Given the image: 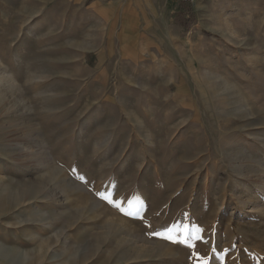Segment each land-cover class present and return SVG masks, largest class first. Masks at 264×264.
I'll return each mask as SVG.
<instances>
[{
	"label": "rangeland",
	"instance_id": "374dc122",
	"mask_svg": "<svg viewBox=\"0 0 264 264\" xmlns=\"http://www.w3.org/2000/svg\"><path fill=\"white\" fill-rule=\"evenodd\" d=\"M95 1L0 0V264H196L166 236L197 226L264 264V0H167L193 34L130 65Z\"/></svg>",
	"mask_w": 264,
	"mask_h": 264
},
{
	"label": "crops",
	"instance_id": "0c3cea01",
	"mask_svg": "<svg viewBox=\"0 0 264 264\" xmlns=\"http://www.w3.org/2000/svg\"><path fill=\"white\" fill-rule=\"evenodd\" d=\"M90 9L100 35L95 49L104 61L115 59L130 65L138 60L153 62L159 57L165 62L162 56L177 57L175 45L179 40L180 44L189 40L195 30L186 34L184 28L171 23L174 11L167 0H96ZM110 33L112 38L106 43Z\"/></svg>",
	"mask_w": 264,
	"mask_h": 264
},
{
	"label": "snow or ice",
	"instance_id": "6c2138e0",
	"mask_svg": "<svg viewBox=\"0 0 264 264\" xmlns=\"http://www.w3.org/2000/svg\"><path fill=\"white\" fill-rule=\"evenodd\" d=\"M80 179H84L83 177H79ZM101 199L106 200L109 204L113 207L119 209L124 215L126 216H133L137 215V213L127 212L122 207V202H117L112 198L110 195H103ZM204 229L200 227L194 228H186L183 229L178 235L175 234L174 229L169 230V234L166 236V239L171 241L173 244L183 245L187 249L193 250L191 255L194 257L196 264H209L208 258L200 255L199 253L195 252L196 244L192 243V241L202 242L204 244H210V240L205 239L203 235ZM215 252V249H212Z\"/></svg>",
	"mask_w": 264,
	"mask_h": 264
},
{
	"label": "built area",
	"instance_id": "2783aa9c",
	"mask_svg": "<svg viewBox=\"0 0 264 264\" xmlns=\"http://www.w3.org/2000/svg\"><path fill=\"white\" fill-rule=\"evenodd\" d=\"M178 3H184V4H192L195 5L198 0H175Z\"/></svg>",
	"mask_w": 264,
	"mask_h": 264
},
{
	"label": "trees",
	"instance_id": "16d2710c",
	"mask_svg": "<svg viewBox=\"0 0 264 264\" xmlns=\"http://www.w3.org/2000/svg\"><path fill=\"white\" fill-rule=\"evenodd\" d=\"M178 13H179L178 18H181V17L184 16V12L183 11H181V12L179 11Z\"/></svg>",
	"mask_w": 264,
	"mask_h": 264
},
{
	"label": "bare ground",
	"instance_id": "6f19581e",
	"mask_svg": "<svg viewBox=\"0 0 264 264\" xmlns=\"http://www.w3.org/2000/svg\"><path fill=\"white\" fill-rule=\"evenodd\" d=\"M5 253H2V251L0 252V255L3 256ZM7 255V254H6Z\"/></svg>",
	"mask_w": 264,
	"mask_h": 264
}]
</instances>
